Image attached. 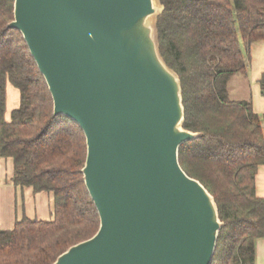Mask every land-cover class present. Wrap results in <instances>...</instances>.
Segmentation results:
<instances>
[{
    "label": "water",
    "instance_id": "water-1",
    "mask_svg": "<svg viewBox=\"0 0 264 264\" xmlns=\"http://www.w3.org/2000/svg\"><path fill=\"white\" fill-rule=\"evenodd\" d=\"M159 0H14L54 115L85 137L81 170L99 228L53 264H210L223 223L189 177L178 75L158 42Z\"/></svg>",
    "mask_w": 264,
    "mask_h": 264
},
{
    "label": "trees",
    "instance_id": "trees-1",
    "mask_svg": "<svg viewBox=\"0 0 264 264\" xmlns=\"http://www.w3.org/2000/svg\"><path fill=\"white\" fill-rule=\"evenodd\" d=\"M160 54L181 82L183 127L202 136L178 153L182 170L213 197L220 221L210 264H255L264 238V198L255 176L264 166V116L251 101H231L227 84L244 72L246 50L264 41V0H159ZM14 0H0V159H11V183L53 196L50 221L22 217L0 230V264H53L92 237L99 217L81 170L86 142L79 126L54 115L45 80L22 35L8 29ZM19 92L6 121L5 85ZM264 93V73L259 81Z\"/></svg>",
    "mask_w": 264,
    "mask_h": 264
},
{
    "label": "crops",
    "instance_id": "crops-1",
    "mask_svg": "<svg viewBox=\"0 0 264 264\" xmlns=\"http://www.w3.org/2000/svg\"><path fill=\"white\" fill-rule=\"evenodd\" d=\"M244 73L234 74L228 81V97H239L235 101H251L254 113L264 116V93H261L259 79L264 73V41L252 44L247 50ZM6 121L11 112L19 106V92L10 83L5 85ZM13 162L0 159V230H11L17 220L27 217L31 220L50 221L53 211L51 193H34L31 188H18L11 183ZM256 195L264 198V166H260L255 176ZM255 264H264V238L255 243Z\"/></svg>",
    "mask_w": 264,
    "mask_h": 264
},
{
    "label": "rangeland",
    "instance_id": "rangeland-1",
    "mask_svg": "<svg viewBox=\"0 0 264 264\" xmlns=\"http://www.w3.org/2000/svg\"><path fill=\"white\" fill-rule=\"evenodd\" d=\"M175 72V71H174ZM176 73V72H175ZM239 73H244V72H239ZM177 74V73H176ZM229 98V97H228ZM233 98V100L235 101V100H238L239 99V97H232ZM229 100H232L231 98H229Z\"/></svg>",
    "mask_w": 264,
    "mask_h": 264
}]
</instances>
